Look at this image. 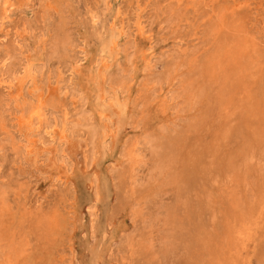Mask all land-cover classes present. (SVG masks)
<instances>
[{
	"label": "rangeland",
	"instance_id": "rangeland-1",
	"mask_svg": "<svg viewBox=\"0 0 264 264\" xmlns=\"http://www.w3.org/2000/svg\"><path fill=\"white\" fill-rule=\"evenodd\" d=\"M1 2L0 264H264V0Z\"/></svg>",
	"mask_w": 264,
	"mask_h": 264
},
{
	"label": "bare ground",
	"instance_id": "bare-ground-1",
	"mask_svg": "<svg viewBox=\"0 0 264 264\" xmlns=\"http://www.w3.org/2000/svg\"><path fill=\"white\" fill-rule=\"evenodd\" d=\"M218 1V0H217ZM13 4H14V0H2V2H1V11H2V13H3V16H4V18L7 16V12L10 10V8L13 6ZM1 16V15H0ZM2 18V17H1ZM167 21V20H166ZM169 21V20H168ZM1 22V21H0ZM225 23V22H224ZM248 25V24H247ZM220 26V25H219ZM221 27V26H220ZM18 29V28H17ZM216 37V36H215ZM216 40V39H215ZM56 42V41H55ZM50 46V45H49ZM63 47V46H62ZM46 56H48V55H46ZM7 60V59H6ZM4 65V64H3ZM2 65V66H3ZM32 67V66H31ZM44 67V66H43ZM33 68V67H32ZM24 69V68H23ZM48 73V72H47ZM21 74V73H20ZM11 76H12V74H11ZM14 76V75H13ZM18 77L17 78H14V79H12L11 80V78H10V80H9V78L7 79V80H5L3 77H1L0 78V84H6L8 87H12V85L14 84L13 83V81L15 80V81H21V83H22V81H25V80H27V79H33L34 78V74L32 73V71H30V69H26V70H24L23 71V73H22V75H17ZM165 81V80H164ZM20 83V82H19ZM23 84V83H22ZM23 86V85H22ZM21 86V87H22ZM22 95V94H21ZM23 96V95H22ZM170 96V95H169ZM20 97V96H19ZM39 97V96H38ZM41 97V96H40ZM81 97V96H80ZM83 98V97H82ZM28 99V98H27ZM43 99V98H42ZM46 99V98H45ZM72 99V98H71ZM82 101H84V100H82ZM39 102V101H38ZM74 103V105H73V107L72 108H66L65 106L62 108V110H61V120H60V128L58 129V127H57V129H56V127L54 126L53 128L52 127H50V128H46L45 130H44V133L49 137V138H51V139H53V140H55L54 138H56L57 136H59V137H63L66 133H67V131H68V129H69V123L71 122V120H70V118H71V116L72 115H75V113H76V116L80 113V112H82V111H80V110H78V114H77V110H76V101H73ZM34 103V102H33ZM32 106V105H31ZM43 106H41V104H37V105H35V106H32L31 107V109L30 110H28L27 111V115H26V117H25V120L26 119H28V120H30V121H33V120H35L37 123H39V124H41L42 122H43V120H44V116H45V113H44V110H43V108H42ZM69 107V106H68ZM82 108V107H81ZM82 110V109H81ZM84 112V111H83ZM48 113V112H47ZM86 114H87V112H85ZM81 114V113H80ZM53 115V114H52ZM23 117V116H22ZM21 117V118H22ZM59 117V116H58ZM81 118H83V117H81ZM24 119V118H23ZM33 119V120H32ZM55 119V118H54ZM85 119V118H84ZM10 120V119H9ZM72 121H74V119L72 120ZM17 122V121H16ZM45 122V121H44ZM51 122V121H50ZM84 122H86V121H84ZM89 123V122H88ZM78 124V123H77ZM75 125V124H74ZM81 125H83V124H81ZM89 125V124H88ZM48 126V125H47ZM76 126V125H75ZM85 126H86V124H85ZM86 127H88V126H86ZM28 128H30V127H28ZM40 128V127H39ZM91 129V128H90ZM94 130V129H93ZM94 132V131H93ZM89 134V133H88ZM57 135V136H56ZM21 137V136H20ZM58 137V138H59ZM92 137V136H91ZM47 138V137H46ZM57 138V139H58ZM64 138V137H63ZM48 139V138H47ZM148 139V138H147ZM62 140V139H61ZM28 142V141H27ZM30 142V141H29ZM19 144V143H18ZM150 148V147H149ZM6 150V149H5ZM150 150V149H149ZM153 155H154V153H153ZM147 156V155H146ZM90 160V159H89ZM158 161V160H157ZM158 164V163H157ZM163 165V164H162ZM165 165V164H164ZM109 168V167H108ZM151 168V167H150ZM149 169V168H148ZM157 174V173H156ZM161 174V173H160ZM159 175V174H158ZM141 181V180H140ZM142 182V181H141ZM158 196V195H157ZM12 197V196H11ZM160 197V196H159ZM155 203V202H154ZM158 204V203H157ZM157 206V205H156ZM161 206H162V204H161ZM159 208V207H158ZM151 209V208H150ZM157 209V208H156ZM156 211V210H155ZM128 213V212H127ZM3 230V229H2ZM153 237V236H152ZM4 258V257H3Z\"/></svg>",
	"mask_w": 264,
	"mask_h": 264
}]
</instances>
